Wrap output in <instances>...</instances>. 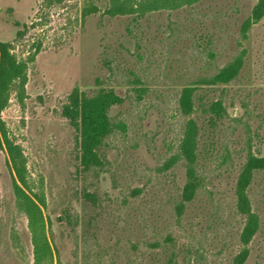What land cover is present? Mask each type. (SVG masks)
Masks as SVG:
<instances>
[{"label":"rangeland","instance_id":"obj_1","mask_svg":"<svg viewBox=\"0 0 264 264\" xmlns=\"http://www.w3.org/2000/svg\"><path fill=\"white\" fill-rule=\"evenodd\" d=\"M256 1L110 15L108 0H0V41L27 64L24 91L12 89L0 117L25 158V191L44 198L53 264H234L245 222L236 210V178L248 144L264 156V16L245 37L241 28ZM242 49L233 80L197 87L201 104L220 99L225 113L209 121L195 100L197 188L178 216L184 162L160 166L180 146L187 119L180 91ZM100 87L123 98L109 115L124 130L106 138L109 164L96 173L83 170L72 106ZM14 179L1 143L0 264H33ZM248 194L259 228L243 264H264V170L254 173Z\"/></svg>","mask_w":264,"mask_h":264},{"label":"trees","instance_id":"obj_2","mask_svg":"<svg viewBox=\"0 0 264 264\" xmlns=\"http://www.w3.org/2000/svg\"><path fill=\"white\" fill-rule=\"evenodd\" d=\"M108 0L106 11L110 15L131 14L138 9L154 10L158 8L178 9L184 5L191 6L200 0ZM138 4V6L136 4ZM264 16V0H257L251 9L250 14L242 22V34L250 26L258 22ZM245 50L240 52L224 66L216 70L213 74L201 77L195 81L184 85L178 97L179 109L183 115L187 116L184 124L183 134L177 153L166 159L160 166L161 171L173 167L177 162L183 161L186 181L180 192V201L176 204L177 215L181 216L186 204L190 202L196 193L198 180V135L199 126L192 117L197 109L195 100H199L198 107L203 112L210 113L209 121L215 117H222L225 109L220 99L210 102L207 106L201 104L200 96H196L199 85L218 86L228 84L233 80L243 66ZM27 64L24 60L18 59L13 53L11 43L0 41V114L9 101L12 89L17 93L24 91L26 81ZM134 91L143 92L142 88H132ZM123 101L113 89L100 87L93 95H81L80 100H76L72 106V112L80 117L81 124V164L83 170L96 169V173L104 171L109 162L102 152L106 138L115 130H124L122 122H114L109 115V110L113 105ZM4 144L9 156L12 169L14 171V190L17 196L19 207L27 216V226L31 236L33 246V264H53L52 249L46 234V220L40 205H43V196L33 193L27 194L26 189H30L27 177L25 158L18 145L9 138L4 124L0 117V145ZM264 170V156L256 155L252 152L248 144L245 161L239 169L235 182L236 210L243 215L245 222L239 234L241 248L232 258L234 264H243L246 260L249 247L248 244L259 228V217L252 210L248 187L253 180L256 171ZM90 196V194H87ZM62 221V217L59 218ZM174 257V256H172ZM175 258H169L172 263H176Z\"/></svg>","mask_w":264,"mask_h":264}]
</instances>
